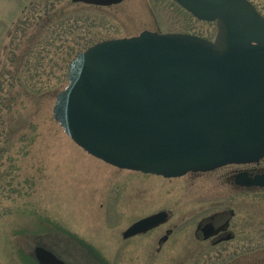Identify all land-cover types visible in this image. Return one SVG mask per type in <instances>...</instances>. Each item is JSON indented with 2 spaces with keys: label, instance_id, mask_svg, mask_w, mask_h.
Here are the masks:
<instances>
[{
  "label": "rangeland",
  "instance_id": "rangeland-1",
  "mask_svg": "<svg viewBox=\"0 0 264 264\" xmlns=\"http://www.w3.org/2000/svg\"><path fill=\"white\" fill-rule=\"evenodd\" d=\"M248 1L264 17V0ZM142 31L213 41L217 27L170 0H0V264H37V246L66 264L264 263V191L223 183L225 168L173 179L119 169L83 151L54 119L75 55ZM223 208L246 218L254 244L190 243L195 221ZM160 210L177 226L161 251L157 231L122 238Z\"/></svg>",
  "mask_w": 264,
  "mask_h": 264
},
{
  "label": "water",
  "instance_id": "water-1",
  "mask_svg": "<svg viewBox=\"0 0 264 264\" xmlns=\"http://www.w3.org/2000/svg\"><path fill=\"white\" fill-rule=\"evenodd\" d=\"M108 7L124 0H72ZM216 22L213 41L144 31L78 53L53 117L88 154L120 169L166 178L264 156V18L247 0H172ZM253 184L264 187V174ZM144 217L128 239L166 221ZM38 264H65L34 249Z\"/></svg>",
  "mask_w": 264,
  "mask_h": 264
},
{
  "label": "flooded vegetation",
  "instance_id": "flooded-vegetation-1",
  "mask_svg": "<svg viewBox=\"0 0 264 264\" xmlns=\"http://www.w3.org/2000/svg\"><path fill=\"white\" fill-rule=\"evenodd\" d=\"M222 168H225L226 170L225 174L221 175V180L224 181L223 183H227L228 185L234 187V189L243 190V192L246 190V193L248 194L264 191V187L253 184L257 176L264 174V157L258 162L227 164L212 171ZM197 173L203 172H195L194 174ZM190 174L193 173L190 172ZM225 175L226 177H224ZM166 212L168 217L165 222L157 225L154 229L141 234L145 235L151 231H157L158 236L156 240V252L161 251L162 248L165 247L170 237L174 234L175 228L177 227L176 225L170 224V221L173 219L171 211ZM237 215L238 214L234 208L216 209L207 215H202V217L195 221V228L192 231V236L194 239H190V243L194 242L195 244H199L200 247L208 249L221 248L232 243H236L235 246L238 247H246L254 244V237L248 234L247 227L251 226L248 225L245 217L241 218L237 217ZM167 248L168 249L166 250H169L170 246ZM234 261L235 260L232 261L233 264H235ZM256 264L264 263L258 262Z\"/></svg>",
  "mask_w": 264,
  "mask_h": 264
}]
</instances>
